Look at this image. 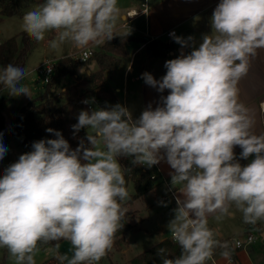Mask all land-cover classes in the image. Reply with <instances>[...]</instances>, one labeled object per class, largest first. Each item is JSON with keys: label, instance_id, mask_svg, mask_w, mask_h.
<instances>
[{"label": "clouds", "instance_id": "9594fccd", "mask_svg": "<svg viewBox=\"0 0 264 264\" xmlns=\"http://www.w3.org/2000/svg\"><path fill=\"white\" fill-rule=\"evenodd\" d=\"M119 12L118 0H43L24 13L21 27L37 42L55 32L48 42L53 49L65 42L85 49L117 36ZM210 27L198 46L193 36L171 33L191 51L167 60L159 80L142 74L159 93L168 90L156 107L150 103L135 119L119 103L81 110L72 129L74 136L86 129L87 144L81 138L72 149L60 131L48 128L55 139L34 141L4 169L0 248L16 264H36L38 244L60 240L73 248L70 258L55 251L60 264H98L107 255L130 199L125 173L131 169L122 168L120 158L148 168L166 162L172 189L180 186L167 227L181 252L169 259L158 248L162 264H207L216 249L231 260V244L209 227V216L219 221L238 212L244 224L264 222V132H256L255 113L240 101L238 87L264 49V0H219ZM26 74L8 64L0 69V84L10 96L32 97L21 83ZM6 153L0 134V160Z\"/></svg>", "mask_w": 264, "mask_h": 264}, {"label": "crops", "instance_id": "0c3cea01", "mask_svg": "<svg viewBox=\"0 0 264 264\" xmlns=\"http://www.w3.org/2000/svg\"><path fill=\"white\" fill-rule=\"evenodd\" d=\"M143 1L144 0H118L120 12L116 21L115 32L117 36H114V38L122 35H129L131 39L123 45L120 53H112V56L117 59V66L113 71L105 73L118 103L129 108L134 119L138 118L141 112L150 103L153 107H156L160 101L161 95L166 96L168 94V90H165L164 93H159L155 88L147 85L142 78V74L150 73L155 79L159 80L166 74L167 70L164 65L167 60L175 59L181 52L186 55L191 51V47L181 48V46L174 41L172 36L166 35V32L174 30L175 35L184 38L193 36L194 43L198 46L199 43H201L202 35L211 32L210 18L215 7L219 3V0H147V12L142 14L140 11ZM131 9L137 10L138 15L132 19H128V17L125 19L126 12ZM128 32L129 34H127ZM152 40L160 43H168L170 44V48L167 49L162 56L152 55L146 48L147 44ZM100 46L101 45H94L92 48L96 50ZM90 62H93V68L86 69L84 73L78 72L76 68L74 75L65 77L66 81H72L69 85L82 81L87 75L99 69L95 60L88 61L86 64ZM26 73L21 83L29 87L32 97L24 95L11 96L4 103L1 113L4 117V124L7 127L13 126L16 122L18 109L31 98L39 95L34 94V85L31 79H29V71H26ZM238 87L240 89V101L255 113L257 121L256 132L258 134L264 132V49H259L257 55L252 58L250 70L247 76L239 82ZM62 89L64 90L65 87ZM6 91L8 90L4 88L2 98L8 94ZM86 99L92 101L89 96L86 97ZM90 104L93 108H101V106L93 102ZM234 151L236 155L239 156L241 149L237 146ZM248 162L247 160L240 161L242 165ZM155 167L159 172L160 178L154 180L150 189L145 191L137 199L128 203V206L125 207L130 213L133 212L135 214V217L130 215V223H133L132 221L136 222L134 228L130 229L125 234L127 245L122 251L126 255L130 250V237L134 241L135 239L155 233L157 235L156 243L166 238L171 239V233L167 235L164 234V232L169 222L174 218L173 210L177 205L175 198L170 194L168 186L163 180L165 179L170 182L171 177L169 173L172 170L170 166L163 161L155 165ZM179 187L180 186H177V193ZM176 190L175 196L177 194ZM235 216L238 222L243 223L240 213L237 212ZM235 216L225 217L219 221L213 216H209V227L218 229L221 238L230 242L228 236L224 237L223 235L226 234L229 219ZM252 227L258 228L261 236L264 234V222H259ZM63 243L69 242H67V240H61L57 244L62 245ZM220 250L221 249H216L215 254ZM127 257L131 258L132 256L127 255Z\"/></svg>", "mask_w": 264, "mask_h": 264}, {"label": "trees", "instance_id": "16d2710c", "mask_svg": "<svg viewBox=\"0 0 264 264\" xmlns=\"http://www.w3.org/2000/svg\"><path fill=\"white\" fill-rule=\"evenodd\" d=\"M33 1L0 0V21L1 17L6 16L22 17L27 7ZM130 39L129 35L118 36L101 45L98 49L93 50L90 59L84 63L95 60L99 69L87 75L82 81L70 85L58 93L53 92L58 81L64 76L74 75L76 68L82 63L74 60L71 55L56 59L50 82L45 84L44 91L41 94L34 96L18 109L16 122L11 127H7L4 124V117L1 113L4 103L11 96L7 94L1 99L0 131L21 136V143L28 152L32 150L31 145L34 141L56 138L53 133L46 131L48 128L60 131L72 149L78 146L79 139L81 138H85L87 144V130L81 129L74 136L72 125L77 123L79 112L86 110L82 101L87 97V93H90L91 96L89 97L93 103L101 106V108L116 104V96L105 73L113 71L117 66V59L112 56V53H120L123 45ZM33 43L34 39L30 38L23 30L15 36L0 42V69L8 64L23 68L27 54L33 47ZM146 48L152 55L162 56L170 48V44L152 40L147 44ZM4 88L0 84V91ZM120 163L122 168L131 169V172L125 173L126 188L130 182L134 185V192L129 195L130 199L123 202L124 207L126 203L132 202L150 189L152 182L160 178V175L155 166L151 168L143 165L133 166L131 164V158H120ZM124 223V227L115 236L112 247L115 251H120L121 247L126 245L125 234L134 228L126 219ZM58 242L53 241L48 244L40 243L38 247L57 244ZM231 247L233 249L231 256L234 257L235 250L232 245ZM158 248L166 249V255L169 259L178 257L181 252L179 245L175 241L166 238L132 256L128 264H162L161 258L157 255ZM6 251L7 249L4 248L0 255V264H5ZM108 253L110 254V251ZM41 264H47V260Z\"/></svg>", "mask_w": 264, "mask_h": 264}, {"label": "rangeland", "instance_id": "374dc122", "mask_svg": "<svg viewBox=\"0 0 264 264\" xmlns=\"http://www.w3.org/2000/svg\"><path fill=\"white\" fill-rule=\"evenodd\" d=\"M42 2L43 0H34L27 7L26 12L33 10L37 4ZM21 25H22V17L19 16L1 17L0 42H2L7 38L15 36L16 34L21 32L22 31ZM54 38H55V32H48L45 34V41L37 42L34 40L33 47L27 54L24 69L26 71H29L30 74L29 79H31L34 85V94H40L44 91L45 82H43L42 76L37 72L32 71V69L37 64L42 62L44 59L56 60L61 56L71 55L73 52L77 50V48H75L71 42H65L57 49L51 48L48 42ZM92 47H94V45H92ZM93 67H94L93 62H90L88 64L82 63L77 67V71L80 73H84L86 72V69H91ZM65 77L66 76L62 77L60 81H58L57 85L54 87L53 92L58 93L63 90L62 89L63 87L67 88L68 86H70L69 84L72 81L71 80L66 81ZM3 93H4V89L0 91V102ZM86 96L88 97L91 95L90 93H87ZM117 103L118 100H116V104ZM85 107L86 110L93 108V107L88 108L86 105ZM0 134H2V142L7 148V153L5 157L3 158V160H0V177H2L4 169H6L10 164L16 162L21 154H24L28 151L24 148V146L21 143L22 140L21 136L13 135L4 131H0ZM101 147H103V145H101ZM127 190L129 194L134 192L132 182L128 184ZM127 206L128 203L124 205V207ZM127 211L128 212L126 213L127 216L126 220L127 222L130 223L129 221L130 215H132V217H135V214L133 212L130 213L128 209ZM132 222L133 223L130 224L135 226L136 222L135 221ZM169 233L170 232L168 227L165 228L164 234L169 235ZM248 234H250L253 237L252 243H250L247 246H241V247L234 246L235 239L245 240ZM156 236L157 235L155 233H151L150 235H146L141 238L135 239L134 241L130 237L129 238L131 239L129 246L130 250L127 255L133 256L134 254H137L142 250L151 247L157 241ZM223 236L224 237L228 236L235 250V256L234 257L231 256L234 262L228 263V259H225L220 255L222 251L220 250L219 252L214 254V259L218 262V264H264V238L260 235L258 228L249 225L247 226V224L238 222L235 216L229 219L228 227L226 229V234ZM67 242L69 243H63L62 245H59L58 250H55L56 244H49L43 247H38V251L35 253L34 256L36 264H41L46 260H47V264H60V261L56 258L55 251H58L60 255H67L70 258L73 255V248L70 241ZM126 245H123L120 251H115L112 248L110 250V254L107 253V255L104 258H102L98 262V264H128L130 258H128L127 255L122 251L123 249H125ZM3 250L4 248H0V255L2 254ZM5 264H16L15 258L10 255L8 250L6 251Z\"/></svg>", "mask_w": 264, "mask_h": 264}, {"label": "built area", "instance_id": "2783aa9c", "mask_svg": "<svg viewBox=\"0 0 264 264\" xmlns=\"http://www.w3.org/2000/svg\"><path fill=\"white\" fill-rule=\"evenodd\" d=\"M146 5H147V0H144L142 3V9H141L140 13L144 14L147 12V6ZM136 15H138V11L135 9H131V10H128L126 12V17H128V19H132ZM173 32L175 33L174 30H170V31L166 32V35L171 36L170 34ZM92 54H93V48H92V45H90L85 49H78L77 48V50L71 56L74 58V60H76L80 63H84L88 59H90ZM55 61L56 60L45 59L40 64L35 66V68L33 69V71L37 72L38 74H40L42 76L43 82H45V84L50 82V80H51V76H52V74L54 72V68H55ZM84 100H86V98H84L83 101ZM84 105H86L88 108L92 107L90 103L84 104ZM163 181L168 186L170 194L175 198V189H172L170 182H168L165 179ZM171 239H172V237H171ZM252 241H253V237L250 234H248L246 236L245 240L235 239L234 246L235 247L247 246L250 243H252ZM237 244H238V246H237ZM233 262H234V260L232 258L230 261L228 260V263H233ZM207 264H218V262L213 257V260L208 261Z\"/></svg>", "mask_w": 264, "mask_h": 264}, {"label": "water", "instance_id": "95a60500", "mask_svg": "<svg viewBox=\"0 0 264 264\" xmlns=\"http://www.w3.org/2000/svg\"><path fill=\"white\" fill-rule=\"evenodd\" d=\"M262 236H263V238H264V234H263Z\"/></svg>", "mask_w": 264, "mask_h": 264}]
</instances>
